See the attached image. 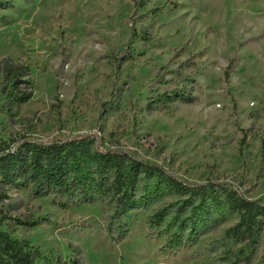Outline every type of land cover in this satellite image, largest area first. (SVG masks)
Wrapping results in <instances>:
<instances>
[{
  "label": "rangeland",
  "instance_id": "1",
  "mask_svg": "<svg viewBox=\"0 0 264 264\" xmlns=\"http://www.w3.org/2000/svg\"><path fill=\"white\" fill-rule=\"evenodd\" d=\"M169 90L189 97L154 102ZM23 93L28 99L15 101ZM86 133L185 183L227 182L264 201V0H13L0 8V147ZM0 211L2 230L83 264H264V229L252 247L226 236L236 212L164 253L141 204L125 217L126 236L112 240L100 204L61 207L0 175Z\"/></svg>",
  "mask_w": 264,
  "mask_h": 264
},
{
  "label": "trees",
  "instance_id": "2",
  "mask_svg": "<svg viewBox=\"0 0 264 264\" xmlns=\"http://www.w3.org/2000/svg\"><path fill=\"white\" fill-rule=\"evenodd\" d=\"M12 2L0 0V8H8ZM18 82L14 81L12 87L17 88ZM174 96L189 97L183 90H169L153 100L167 102ZM27 99L28 95L23 93L15 101ZM10 141L0 147V175L6 183L30 187L35 196L53 195L61 207L100 204L109 239L119 241L126 236L131 222L125 217H130L140 204L149 212L147 228L161 238L164 253L194 242L201 230L210 221L222 219L225 211L239 216L237 223L227 229L226 236L244 246L257 243L264 229L262 199H250L227 182L185 183L156 163L111 147L105 136L86 133L51 140L24 137ZM169 193L176 199L155 209L150 207L153 200ZM6 218L0 211V225ZM243 250L242 246L240 251ZM251 253L246 251V256ZM0 264H83V261L77 256L50 257L29 239H20L0 228Z\"/></svg>",
  "mask_w": 264,
  "mask_h": 264
}]
</instances>
